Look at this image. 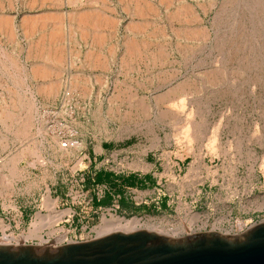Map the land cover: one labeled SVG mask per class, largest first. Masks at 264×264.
<instances>
[{"label": "rangeland", "instance_id": "1", "mask_svg": "<svg viewBox=\"0 0 264 264\" xmlns=\"http://www.w3.org/2000/svg\"><path fill=\"white\" fill-rule=\"evenodd\" d=\"M169 1L162 6L149 0L157 14L149 15L145 36L135 35L148 50L133 63L122 57L128 16L115 6L112 14L119 23L103 31V66H86L88 44L76 36L70 41L66 34L61 64L47 63L50 73L42 78L32 77L38 60L28 47L38 34L25 39L21 17L56 9L65 14L72 6L52 0L30 8L28 0H0V12L11 16L16 27L13 39L0 33V114L15 106V120L21 121L31 109L25 137L14 135V123L0 121L5 234L26 235L41 219L55 216L46 197L54 201L53 211H68L40 229L46 244L53 245L64 241H55L49 230L63 228L66 238L84 240L94 237L102 218L111 215L137 218L141 228L174 237L211 229L228 234L240 223L264 219V0ZM182 3L196 10L205 38L176 35L195 25L172 18ZM72 47L80 51L79 58L72 56ZM74 79L79 83L71 86ZM39 84L57 91L45 95L37 91ZM139 100L145 104H136ZM180 101L183 108L172 107ZM188 115L198 131L189 153L174 138ZM213 132L215 148L210 150ZM63 139H75L79 147L60 148ZM84 143L102 144L109 159L95 162L91 170L126 175L141 164L145 167L139 169L160 176L159 188L148 185L168 205L156 200L157 208L148 211L145 202L135 204V186L125 188L124 200L112 196L109 204L97 205L104 186L91 190L81 181ZM114 202L118 208L107 213ZM27 237L25 243L39 244Z\"/></svg>", "mask_w": 264, "mask_h": 264}, {"label": "bare ground", "instance_id": "2", "mask_svg": "<svg viewBox=\"0 0 264 264\" xmlns=\"http://www.w3.org/2000/svg\"><path fill=\"white\" fill-rule=\"evenodd\" d=\"M49 1L52 0H28V3L30 4L29 5L30 8L32 6H36V7L38 6L41 8L42 5H44L46 2ZM53 1L57 2V4L59 3L58 6H60L61 2L63 5L64 2L65 4L72 6V9L67 11L65 14H63L62 12L59 13L60 10L57 12V9L55 11L54 8L53 10L55 12L42 10L39 15L37 14L38 13L37 12L36 13L37 15L30 14L27 16L24 15L25 17L23 16V18L21 17L22 21L20 26L21 29H23L22 32L24 31L23 33H25V35L23 34L25 39H27V37L34 38L33 36H36V34H38L37 38L35 37L36 39L33 40L32 43H30L31 45L30 44H29L30 46L28 45L29 52L32 54V56L33 55L35 56L34 58L38 60V62H35L37 64L34 63L35 65H33L34 67L33 70L31 69V71H34V73H32L33 74L32 77L33 76L42 77V78L46 77L50 73L49 72L50 68L47 66V63H50L55 66L56 65L59 66L61 64L62 56L64 54V51L66 50L65 49L66 34L69 40L72 36H76L77 38L83 40V42L85 41V43L88 44L86 50L84 49L85 52H83V54L85 53L83 59H85L84 64L86 66L91 68H95V67L97 68L98 66L99 67L103 66L104 65L102 61L103 54L100 53V48L103 47L106 39V36L104 35L103 31L109 28L110 31L114 30L119 23V20L115 18V16H113L112 14V9L115 6L116 7L120 6L121 9H123V11L128 16L127 17L128 20L124 26L126 33L122 44L123 45L122 57L124 62L126 64H131L136 59H139L142 53L145 54V52L148 50L146 41L142 39L141 41L136 40L135 35L138 33V34H142V36H145L149 22H151L149 20L150 19L149 15L150 16L152 15L154 17L155 16L154 14H157L155 13L157 12L155 7H153L150 4L149 0H84V2L80 0H64V1L53 0ZM111 1L114 6L112 5ZM157 1L159 4H162V6L164 4L166 5L168 2L170 4L169 0H157ZM25 2L27 4V1ZM55 2L54 4L55 6H57ZM182 4L183 5H180L179 8L176 9V11L174 12L175 14L173 13L174 15L173 14L170 15H173L172 16L173 19L179 20V18L182 17L183 19L182 21H187L185 23H188L190 21V23L192 22L195 25L192 28L190 27V29L187 27L188 28L187 30H185V28L181 30L178 29V31L175 32L176 35H182V36L187 35L189 36V38L190 37L205 38L206 33L200 25L201 24L200 19L197 16L196 10L191 6H186V4L184 5V3ZM95 5H98V7L95 8L96 7ZM165 8L167 7L165 6ZM107 12L109 13L107 14ZM134 16L137 18V21L133 20ZM15 28L16 27L13 22V18H11V16L10 17L6 16L4 13L0 12V33L3 32L2 35H4L6 39L10 37L12 38V36L15 35L16 33ZM5 34H7V37L5 36ZM28 40H29L28 43L32 41L30 39ZM76 49L78 48L74 49V51L72 52L73 53L72 56H76V58H79V56H81V53L79 50ZM29 52L27 51L28 56H29ZM11 65L13 66L12 63ZM78 83L79 81L74 79L72 82H70V85L75 86L78 85ZM37 91L45 95L47 94L50 95V94H54L57 90L54 87L51 88L49 85H45V86H40V89ZM136 104H145V101L139 100L137 101ZM182 105H183V101H180L179 106L173 105L172 107L173 108L177 107L180 109ZM31 106L32 105H30V107ZM21 107L22 106H20V108ZM27 110L28 111L26 113L27 115H25V118L23 120L20 119L21 121L19 120L17 121L15 120V117L17 116L15 112V106L12 108L4 107L0 114V121L5 125L14 123L16 125L13 132L14 135H17L19 137H25L29 133V126H30V118L28 115H30L31 109L29 108ZM189 115L187 117H189L188 119L190 120L189 121L187 120V123L185 125L183 126L180 125L181 126L180 129L175 133V137H174L175 139L179 140V142L180 140H182L185 143V144L183 143V145L186 146L185 148L187 149L186 151H188V153L191 150L192 142L196 138L198 132ZM96 116L99 115L97 114ZM213 133H212L213 136L211 137L207 145L210 150H213L215 148L216 133L215 132ZM78 147L79 145L77 146V148ZM46 201L55 216L47 219H41L39 221V224L36 227H34L32 231H29L26 235L19 234L18 236H13L10 233L5 234L4 231L5 229H7V225H5L0 220V230L2 231V236L0 237V244H5V245L22 244L26 242L25 240L28 238L27 236L30 235L36 237L39 241V244H46L47 241L44 239L40 231L41 227L43 225H49L50 227L56 221V219H59L62 216V214L68 213L67 210L53 211L54 201L52 202L48 197H46ZM101 221H102L101 224L98 225L97 228L95 229L96 236H101L106 233L115 232V231L127 232L140 228L141 226V223L137 218L125 219L120 217H114L111 215L110 218L103 217ZM66 234L67 231L64 230L63 228H56L49 230V235H52L55 241L56 239L58 240L65 239Z\"/></svg>", "mask_w": 264, "mask_h": 264}, {"label": "water", "instance_id": "3", "mask_svg": "<svg viewBox=\"0 0 264 264\" xmlns=\"http://www.w3.org/2000/svg\"><path fill=\"white\" fill-rule=\"evenodd\" d=\"M0 264H264V219L238 233L146 228L65 244H0Z\"/></svg>", "mask_w": 264, "mask_h": 264}, {"label": "crops", "instance_id": "4", "mask_svg": "<svg viewBox=\"0 0 264 264\" xmlns=\"http://www.w3.org/2000/svg\"><path fill=\"white\" fill-rule=\"evenodd\" d=\"M82 150H83V159L85 160V166L82 173L83 178L81 181L83 182L84 187H87V189L88 188L91 189L96 185H103V184L95 183V175L100 171H110L116 175V179L114 181L115 188L109 189L106 188L105 185H103L105 187L103 191L105 193V190H107L109 191V195L111 197L115 196L118 200L119 199L124 200L125 188H128V186H125L123 182L128 175L132 174L135 178V183L139 184L135 186L137 190L131 192L133 193L135 204L145 202L146 205H144L143 207H145L146 210L148 211L157 208V206L154 203L156 200H158L161 207H165L166 205H168V202H166L164 198L161 197L155 198V193H156L155 190L149 188L148 184L152 185L155 188H159L158 181L161 180V177L156 176V174L153 172H149V170L139 169L140 167L144 168L145 165L138 164L137 170H133L132 173L126 175L113 170H109V169L106 170L104 168H97L96 170H91V166L94 165L95 162L99 163L103 160H106L104 157V155L106 154L104 146L102 144H99L98 146L93 145L92 147H86L84 143ZM106 161H109V159H107Z\"/></svg>", "mask_w": 264, "mask_h": 264}, {"label": "trees", "instance_id": "5", "mask_svg": "<svg viewBox=\"0 0 264 264\" xmlns=\"http://www.w3.org/2000/svg\"><path fill=\"white\" fill-rule=\"evenodd\" d=\"M116 175L113 172L110 171H100L95 175V183L97 184H103L106 188L114 189L115 188V181ZM123 184L128 187H134L136 185H139L138 183H135V178L132 174L128 175ZM111 200V196L109 195V191L105 190V196L103 199L99 200L97 202V205H106L109 204Z\"/></svg>", "mask_w": 264, "mask_h": 264}, {"label": "built area", "instance_id": "6", "mask_svg": "<svg viewBox=\"0 0 264 264\" xmlns=\"http://www.w3.org/2000/svg\"><path fill=\"white\" fill-rule=\"evenodd\" d=\"M78 145L79 144H78L77 140H75V139H63V140H61V144H60V146L62 148H69V149L76 148ZM104 189H105V187H104ZM117 208H118L117 203L114 202L111 205V207L107 209V211L108 210H116ZM107 213H109V211ZM254 223H256V222L248 221L246 223H240L237 226V229L235 231H232L231 228L228 229V231L230 233H238V232H241V231L245 230L246 228H248L249 226H251ZM91 238H93V237H90L88 239H91ZM88 239H84V240H88ZM84 240H78V241H84ZM63 241L64 242H62L61 244H65V243H68V242H74V241H77V240L76 239L72 240V239L65 238V239H63Z\"/></svg>", "mask_w": 264, "mask_h": 264}]
</instances>
